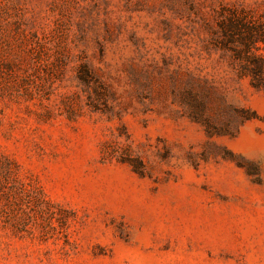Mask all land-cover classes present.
<instances>
[{"label":"rangeland","instance_id":"rangeland-1","mask_svg":"<svg viewBox=\"0 0 264 264\" xmlns=\"http://www.w3.org/2000/svg\"><path fill=\"white\" fill-rule=\"evenodd\" d=\"M232 11L264 0H0V264H264Z\"/></svg>","mask_w":264,"mask_h":264},{"label":"trees","instance_id":"trees-1","mask_svg":"<svg viewBox=\"0 0 264 264\" xmlns=\"http://www.w3.org/2000/svg\"><path fill=\"white\" fill-rule=\"evenodd\" d=\"M216 35L214 47L232 53L238 75L249 78L252 87L264 93V21L232 11L221 16ZM81 76L83 82H89L92 78L87 69ZM5 160L8 164L12 163L7 158ZM8 174L12 175L10 171ZM12 177L16 178L15 175Z\"/></svg>","mask_w":264,"mask_h":264}]
</instances>
